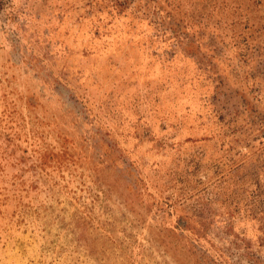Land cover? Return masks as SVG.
Wrapping results in <instances>:
<instances>
[{"label":"rangeland","instance_id":"374dc122","mask_svg":"<svg viewBox=\"0 0 264 264\" xmlns=\"http://www.w3.org/2000/svg\"><path fill=\"white\" fill-rule=\"evenodd\" d=\"M0 264H264V0H0Z\"/></svg>","mask_w":264,"mask_h":264}]
</instances>
